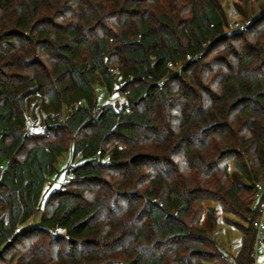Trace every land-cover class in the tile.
I'll return each mask as SVG.
<instances>
[{
  "label": "trees",
  "instance_id": "16d2710c",
  "mask_svg": "<svg viewBox=\"0 0 264 264\" xmlns=\"http://www.w3.org/2000/svg\"><path fill=\"white\" fill-rule=\"evenodd\" d=\"M255 1L235 0L245 29L230 31L222 0H0V264L255 263ZM65 152L79 162L60 190ZM208 202L246 222L234 257L201 226L206 210L217 223Z\"/></svg>",
  "mask_w": 264,
  "mask_h": 264
},
{
  "label": "rangeland",
  "instance_id": "374dc122",
  "mask_svg": "<svg viewBox=\"0 0 264 264\" xmlns=\"http://www.w3.org/2000/svg\"><path fill=\"white\" fill-rule=\"evenodd\" d=\"M222 1L225 7V13L228 21V29L230 31L242 29L239 26H237V24L239 23L241 25H245V19L243 18L242 13H240L238 8L236 7L235 0H222ZM260 5H264V0H256L254 3L251 2L250 4H248L247 7L251 6L250 12H252V10L256 12L259 10ZM96 93L99 96L101 103L107 100L123 99L120 95L116 93L108 92L104 86L97 87ZM38 116H40V114ZM39 123H40V119L30 120V124L35 126L34 130L36 131H41ZM75 161L79 162V159H75ZM70 162H71V153L70 152L63 153V155L59 158L58 162L56 163L57 173L55 176L52 177V180H50V182L56 183V186L59 187L65 180L66 177L65 168L68 164H70ZM210 206L214 207L217 223L215 227H211L210 221L212 220V216L210 217V213L208 212V210H206L201 220V226L206 230L209 236L215 239V241L219 244V246L230 257H234L241 248L243 236H244L243 230L240 227H238L236 223L246 225V222H244L243 220H241L240 218L236 217L235 215L229 212H225L221 210V208L218 205H215L211 202L206 203V207H210ZM263 217H264V213H263ZM39 219L40 216L30 219L25 225L21 226V229H28L38 224ZM230 221L234 223H231ZM261 240L262 241L259 245V248H262V251L255 255L254 264H264V234L261 235Z\"/></svg>",
  "mask_w": 264,
  "mask_h": 264
},
{
  "label": "built area",
  "instance_id": "2783aa9c",
  "mask_svg": "<svg viewBox=\"0 0 264 264\" xmlns=\"http://www.w3.org/2000/svg\"><path fill=\"white\" fill-rule=\"evenodd\" d=\"M237 26H239V27L242 28V29H245V25H241V24L238 23ZM80 103H81V102H79V104H80ZM77 164H78L77 161H73V162H71V163L69 164V166H70V168H74V167L77 166ZM73 178H74V174H73L71 171H69V172H67L66 177H65V180H64L63 183H65L66 181H70V180H72ZM257 188H258L261 192L264 193V185H262V184H257ZM64 189H65V186H64V185H61V186H60V190H64ZM262 207H263V210H264V204L262 205ZM254 226H255L256 229H257V240H256L255 249H254V253H253V256L255 257V255H256L257 253H259V252L262 251V248H259V245H260V243H261V241H262V240H261V235L264 234V217H262V218L256 220V221L254 222ZM230 264H236V263H235V262H232V263H230Z\"/></svg>",
  "mask_w": 264,
  "mask_h": 264
}]
</instances>
